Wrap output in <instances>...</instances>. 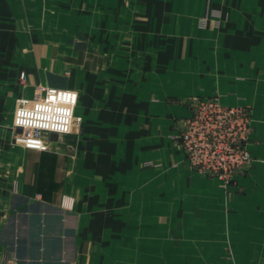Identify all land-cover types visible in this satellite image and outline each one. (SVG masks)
<instances>
[{
	"label": "crops",
	"instance_id": "1",
	"mask_svg": "<svg viewBox=\"0 0 264 264\" xmlns=\"http://www.w3.org/2000/svg\"><path fill=\"white\" fill-rule=\"evenodd\" d=\"M46 86L81 121L30 140L15 111ZM217 95L264 96V0H0V264H264L251 178L176 137Z\"/></svg>",
	"mask_w": 264,
	"mask_h": 264
},
{
	"label": "built area",
	"instance_id": "2",
	"mask_svg": "<svg viewBox=\"0 0 264 264\" xmlns=\"http://www.w3.org/2000/svg\"><path fill=\"white\" fill-rule=\"evenodd\" d=\"M20 77L25 79V72ZM78 101L79 94L74 89L46 86L33 101H21L15 111L14 126L30 140L68 134L81 121L75 116ZM195 103L181 136L192 165L212 167L217 173L239 167L250 157L249 152L237 148V139H230L239 109L225 106L217 98L200 97Z\"/></svg>",
	"mask_w": 264,
	"mask_h": 264
},
{
	"label": "rangeland",
	"instance_id": "3",
	"mask_svg": "<svg viewBox=\"0 0 264 264\" xmlns=\"http://www.w3.org/2000/svg\"><path fill=\"white\" fill-rule=\"evenodd\" d=\"M202 98H217L221 104L239 109L234 126V135L231 136L230 139H237L235 143L237 148L249 152L250 157L239 167L232 168L231 170L228 169L226 173H217V170L212 167L192 165V161L186 153L181 136L186 126L187 119L193 113L196 98L190 103L192 110L191 115L177 124L178 133L176 137L185 153L187 165L191 169L205 174L208 177L221 178L226 184L241 182L242 177L251 178V180L246 183L248 192L257 195L264 203V96L258 97L254 99V101H244L235 104H226L222 102L218 95ZM225 139L228 142L227 136H225ZM243 188V185L239 186L238 191L242 192Z\"/></svg>",
	"mask_w": 264,
	"mask_h": 264
}]
</instances>
